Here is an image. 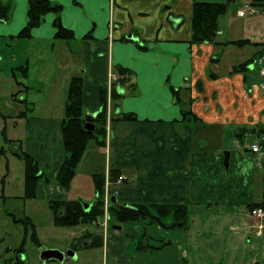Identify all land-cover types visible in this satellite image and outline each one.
Listing matches in <instances>:
<instances>
[{"label": "crops", "instance_id": "obj_1", "mask_svg": "<svg viewBox=\"0 0 264 264\" xmlns=\"http://www.w3.org/2000/svg\"><path fill=\"white\" fill-rule=\"evenodd\" d=\"M0 1L11 7L9 20L0 22L2 61L7 68L0 79L14 81L19 88L13 93L15 87H11L7 98L9 95L11 101L24 104V109L22 106L14 112L25 124L22 148L49 179L39 182L33 200L24 199L25 178L15 190L4 193L0 211L8 220L22 226L14 223L13 217H30L40 236V204L50 210L52 200L81 201L91 208L97 195L94 176L101 174L106 176V196L121 205L184 204L191 212L208 213L246 207L245 220L234 218L232 230L240 225L251 241L248 213L251 205L264 199V157L251 152L255 141H246L250 136L258 138L259 134L251 135L252 130H264V78L254 65L248 70L235 69L264 53V12L241 18L237 12L242 4H232L219 20L215 43L193 44L194 3L227 0H50L63 6L62 24L74 33L73 40L65 41L55 38L54 14L45 16L31 38H18L27 25L29 1ZM251 2L245 0L243 5ZM241 40L255 45H224ZM21 67H27L26 75ZM117 67L131 71L129 84L135 85L136 92L116 85L123 95L116 113L133 114L137 120L109 121L106 146L95 145L92 151L89 147L71 188L65 190L57 177L67 157L61 147V124L71 80L82 78L84 112L96 117L102 110L100 87L106 85L111 90L118 82ZM175 90H180L186 106L176 102ZM184 110L189 113L187 117H183ZM24 112L26 115L20 116ZM51 132L59 136L49 139L47 133ZM33 136L36 139L31 145ZM51 148L59 152H51ZM89 155L91 165L83 176L82 166ZM99 159L104 162L100 171L91 168ZM110 171L118 172L124 180L109 181ZM87 233V229L80 237L73 233L69 242L76 254L71 258L82 260V264H88L92 252L101 249L84 246L83 253L73 249ZM24 238L23 227L17 239L20 245L7 252L17 250ZM109 247L107 241V258ZM3 259L11 258L6 255Z\"/></svg>", "mask_w": 264, "mask_h": 264}, {"label": "rangeland", "instance_id": "obj_2", "mask_svg": "<svg viewBox=\"0 0 264 264\" xmlns=\"http://www.w3.org/2000/svg\"><path fill=\"white\" fill-rule=\"evenodd\" d=\"M244 3L245 0L237 3V5L242 4L241 6L244 8ZM4 57L0 43V73L2 76L7 71L6 63L2 61ZM18 74L19 77H22L19 70ZM11 87H15L13 93L19 89H17L14 81L0 79V197L12 189L15 190L19 183L23 184L26 175L25 161L13 154L17 147L7 141L13 139L12 141L17 142L14 139L18 138L19 141L16 144L26 143L25 124L19 121L15 111L22 106L24 109V104L11 101L9 95L7 98ZM3 113L6 116H3ZM16 121H19V125L14 127ZM57 135L59 136V133H47V137L52 140ZM35 139L36 137L33 136L29 143L32 145ZM255 140L256 137L250 136L246 143L251 144ZM94 146L95 143L92 142L90 144L91 151ZM61 147L63 148L62 145ZM50 151L59 152V149L51 148ZM90 155L82 166L83 176H87L86 168L91 165L89 162ZM103 165V160L99 159L91 168H97L100 171ZM9 170L12 171V180H9ZM80 179L83 182L86 181L84 177ZM10 181L14 186L8 185ZM40 205L41 208L38 213L41 216L39 223L41 247L35 245L28 237L23 253H16L15 250L7 252L9 248L15 249L20 245L17 239L20 238L23 227L13 224L4 212L0 211V263L4 264L3 257L9 255L10 258L14 259V263L22 260L23 264H82V260L76 262L77 260L71 257L66 258L64 262L43 263L40 255L45 248H59L64 253L73 252L72 247H69L70 236L77 233L80 237L81 233L87 229L92 234L102 235L106 244V247L92 252V260L89 259L88 264H264V222L251 219V229H247L248 235L253 236H250L252 237L251 241L245 238V233L240 229V225H236V230H232L234 218L245 220L246 207H241L238 211H228L229 213L223 210L221 213L219 211L212 213L190 211V221L186 229L171 228L172 223L169 220H165L162 226L159 223H152L150 220L119 224L114 218L109 221L108 227L109 215L108 220L105 218L102 225L99 226H79L64 229L53 226V216L50 210L45 208L42 203ZM7 208L12 210L10 206ZM5 232L10 233V235L5 237ZM5 238L7 239L3 242ZM107 241L110 245L108 258ZM82 249L83 247H79V252L83 253L84 249ZM113 258L114 262L112 261Z\"/></svg>", "mask_w": 264, "mask_h": 264}, {"label": "trees", "instance_id": "obj_3", "mask_svg": "<svg viewBox=\"0 0 264 264\" xmlns=\"http://www.w3.org/2000/svg\"><path fill=\"white\" fill-rule=\"evenodd\" d=\"M28 18L26 27L20 32L18 38L29 39L31 38L32 31L41 26L45 16L48 14L56 15L54 22L55 29L57 30L55 38L57 40H73L74 33L66 29L61 21V14L63 6L54 4L50 0H28ZM241 0H227L225 3H209V2H195L192 14V31H193V44L215 43L217 35L219 34L220 25L219 20L221 17L228 13L229 6L239 3ZM251 5L260 12H264V0H252ZM11 17V7L5 5L0 1V22H6ZM224 45H234L244 47L247 45H255L250 41H234L225 43ZM264 56V53L257 59ZM256 59V60H257ZM248 62L235 71L248 70L254 62ZM119 80L116 84L112 85L111 90L108 86L102 85L100 87L99 99L101 105V112L96 116H87L83 107V80L81 77H74L71 80L68 89L67 102L65 106V117L61 124V132L63 135V147L67 157L62 164L57 180L62 188L69 190L77 175L79 165L81 164L90 144L95 143L98 147H105L107 142V126L109 121L122 120V121H135L136 116L133 114L116 113L119 108V102L123 95L119 94L116 85L129 86L130 92L135 93L136 87L130 83V76L132 73L129 69L117 67ZM23 75L27 73V67H21ZM21 86V83H18ZM115 86V87H114ZM176 102L183 107L186 106L180 96V90L174 91ZM15 100L17 94L13 95ZM27 110H31L30 107ZM24 112L20 116H25ZM189 113L184 110L183 117H187ZM87 123L95 125L94 132H89L85 129ZM251 135H260L264 130L251 131ZM10 144L16 145V150L13 154L26 163L25 175V195L24 199L33 200L36 198V190L41 180L49 181L48 177L41 174L39 164L34 158L26 153L22 145L16 144L12 140H7ZM4 152V150H2ZM119 179V173L110 171L109 181ZM96 200L89 210L85 209L84 203L81 201H56L52 200L49 203V209L53 215L54 226L57 228H75L78 226H99L102 225L105 219V197H106V176L97 174L94 176ZM264 197V194H263ZM257 207H264V199L261 203L253 204L250 210ZM190 208L188 205H168V204H137V205H121L117 202H110L108 207V227L109 221L114 218L117 223L127 224L138 222L141 220H150L152 223H159L163 226L165 220H169L172 225L171 228L186 229L190 221ZM13 217V216H12ZM172 219V220H170ZM16 224H20L25 229V238L21 246L15 250L16 253H23L26 245V240L30 237L31 241L41 247L40 239L37 232L35 222L30 217L16 218L13 217ZM84 241V243H83ZM86 243V245H85ZM87 246V248H103L104 237L102 235H95L87 233L83 239L79 240L77 244L73 245V249ZM20 259V258H19ZM18 259V260H19ZM14 259L4 261V264H23L22 260L13 262ZM22 261V262H21Z\"/></svg>", "mask_w": 264, "mask_h": 264}, {"label": "built area", "instance_id": "obj_4", "mask_svg": "<svg viewBox=\"0 0 264 264\" xmlns=\"http://www.w3.org/2000/svg\"><path fill=\"white\" fill-rule=\"evenodd\" d=\"M260 12L255 7L251 5V3L244 5V8H241L237 15L238 17L244 18L246 16H253ZM254 68L259 72V75L264 78V56L260 57L254 62ZM252 65V66H253ZM250 150L254 154H258L264 157V134L258 135V138L251 145ZM124 177H120L119 181H123ZM110 205V198L108 196L105 197V218H108V207ZM249 217L252 220L264 222V207H257L249 213ZM108 220V219H107Z\"/></svg>", "mask_w": 264, "mask_h": 264}, {"label": "water", "instance_id": "obj_5", "mask_svg": "<svg viewBox=\"0 0 264 264\" xmlns=\"http://www.w3.org/2000/svg\"><path fill=\"white\" fill-rule=\"evenodd\" d=\"M85 129L89 132H94L95 130V125H93L92 123H87L85 125ZM225 165L228 166L229 165V153L227 152L225 154ZM112 202H117V200L115 198L112 199ZM86 210L89 209V206H85ZM68 257H76V254L74 252H68V253H64L61 252L59 250H52V249H43L40 255L41 261L43 263H47V262H51V261H58V262H64V260Z\"/></svg>", "mask_w": 264, "mask_h": 264}]
</instances>
